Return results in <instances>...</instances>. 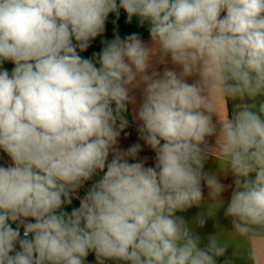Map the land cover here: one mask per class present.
I'll list each match as a JSON object with an SVG mask.
<instances>
[{"label": "clouds", "instance_id": "obj_1", "mask_svg": "<svg viewBox=\"0 0 264 264\" xmlns=\"http://www.w3.org/2000/svg\"><path fill=\"white\" fill-rule=\"evenodd\" d=\"M122 13L152 44L114 31L81 55ZM260 97L264 0H0V264H235L240 243L202 246L177 215L205 187L230 189V239L264 264ZM130 104L154 166L120 146ZM213 136L232 184L204 171Z\"/></svg>", "mask_w": 264, "mask_h": 264}, {"label": "crops", "instance_id": "obj_2", "mask_svg": "<svg viewBox=\"0 0 264 264\" xmlns=\"http://www.w3.org/2000/svg\"><path fill=\"white\" fill-rule=\"evenodd\" d=\"M113 17L110 16L109 21L107 23L106 33L101 37H98L95 41L92 42L90 48L87 52L82 53L88 58H91L93 53H98L103 45L101 43L102 40L111 41L114 39V31L116 34L121 36L123 39L127 35H131L133 32H136L139 37L145 42V44L151 45V37L149 34V25L147 22L141 27L139 25V18L133 17L131 23H126V14L121 15L120 19L116 23V27L114 29L112 24ZM4 67L8 68L10 71L12 65L6 63ZM163 65H157L158 70H163ZM169 68H172L173 65L170 63L168 64ZM137 99L139 96L137 94ZM264 101V97L257 98V108L259 107V103ZM239 103V101H228V110L229 115L232 114L234 105ZM138 107L137 105L130 104L128 106V112L124 115L126 119L129 121L128 127L125 128L124 132L121 133L120 137V146L123 149H127L133 146L136 143L141 144V152L138 154L137 162L139 160H146V166H154L155 163V153L145 145L144 141L140 139V134L138 131L140 122L136 119L135 110ZM125 133L129 135L125 138ZM209 140L211 141L212 147L210 148V154L206 158L204 162V171L209 174H214L218 177V179L228 185L232 184L234 177L231 174L228 161L225 159H221L217 156L212 155L211 153L215 151V140L216 137H210ZM0 161L3 164L9 163L8 158L6 155L0 153ZM95 179V178H94ZM92 181L86 183L85 187L80 189V195L82 196L84 192L87 190V187L91 185ZM234 186V185H233ZM220 203L217 201H213L208 195L207 187L204 188V199L199 206H193L190 209H187L185 212L177 213V215L183 216L184 219L188 222V226L192 232L199 235L201 237V245L207 243L208 237L211 235L219 234V239L221 242L228 241L230 246L227 251V255L231 257L232 252L234 250L235 244L240 243L241 246L239 247L238 255L235 258V264H251L249 260H247V252L250 248V245L247 242H239L237 240L230 239V233L232 231V226L230 223V219L224 216V211L227 208V203L230 200V189L226 190L224 193L221 194L220 197L217 198ZM79 201L73 200L71 206H67L69 211L72 207H78ZM198 217L205 220V224L200 226L198 223ZM14 227V225H13ZM221 261L223 258H220ZM89 264H96L94 254H89L88 257ZM106 264H113L111 261H107Z\"/></svg>", "mask_w": 264, "mask_h": 264}, {"label": "built area", "instance_id": "obj_3", "mask_svg": "<svg viewBox=\"0 0 264 264\" xmlns=\"http://www.w3.org/2000/svg\"><path fill=\"white\" fill-rule=\"evenodd\" d=\"M0 165H4L1 161H0ZM22 231V230H21Z\"/></svg>", "mask_w": 264, "mask_h": 264}, {"label": "rangeland", "instance_id": "obj_4", "mask_svg": "<svg viewBox=\"0 0 264 264\" xmlns=\"http://www.w3.org/2000/svg\"><path fill=\"white\" fill-rule=\"evenodd\" d=\"M14 227H15V225H14Z\"/></svg>", "mask_w": 264, "mask_h": 264}]
</instances>
